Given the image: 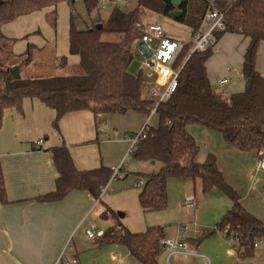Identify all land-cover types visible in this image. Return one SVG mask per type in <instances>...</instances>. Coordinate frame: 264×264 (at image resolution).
Here are the masks:
<instances>
[{"label":"trees","instance_id":"obj_1","mask_svg":"<svg viewBox=\"0 0 264 264\" xmlns=\"http://www.w3.org/2000/svg\"><path fill=\"white\" fill-rule=\"evenodd\" d=\"M76 0H0V129L4 112L23 113L25 100H37L54 112L51 127L59 132L60 119L74 112L90 111L94 116L132 111L149 116L155 101L142 96L143 75L129 72L133 62L132 48L139 42L142 11L161 14L179 9L181 16L175 21L185 23L197 31L205 10L203 0L190 9V0H182L180 7H173L169 0H137L135 9L125 12L118 6L112 8L101 30H77L70 19L68 52L78 57L80 73L64 77L13 80L7 61L15 39L2 33V26L46 8ZM86 12L98 9L95 0H82ZM222 6V5H221ZM225 30L222 34H238L249 39L243 54L242 77L250 88L225 97L211 88L205 63L212 55L210 49L190 53L186 43L173 68L178 71L176 88L170 97L155 109L158 117L156 128H148L146 139L140 142L132 158L139 163L154 161L161 166L157 172L145 175L138 194L143 212H159L167 207V180L171 178L199 179L203 193L215 189L227 197L231 208L219 220L216 230L227 229L238 238L237 251L253 249V243L264 238V222L249 215L241 206L237 192L229 186L219 172L214 155L208 154L202 164L195 159L199 153L194 138L186 131L189 124H198L221 135L223 140L240 152H260L264 149V76L256 68L259 46L264 43V0H236L224 14ZM103 34H117L118 43L101 40ZM218 40V36H217ZM32 46H27L26 58L19 69L30 62ZM55 171L52 192L36 199L39 203H54L73 192H85L94 201L112 178V169L100 167L79 171L64 144L50 148ZM186 160L187 164L182 165ZM4 196L0 177V199ZM101 199L98 201V203ZM165 237L164 228L152 226L141 233H131L117 223L103 230L96 239L98 246L118 244L140 264H159L160 241Z\"/></svg>","mask_w":264,"mask_h":264},{"label":"crops","instance_id":"obj_2","mask_svg":"<svg viewBox=\"0 0 264 264\" xmlns=\"http://www.w3.org/2000/svg\"><path fill=\"white\" fill-rule=\"evenodd\" d=\"M8 24L3 25L1 30L5 37L15 39L11 46L14 49L17 39L24 34H14L12 28L17 25ZM68 29L69 23L66 30L59 31L60 35L58 31L56 34L49 31V41L54 39L53 47L57 54L62 55V64L68 61L77 64L78 57L68 52ZM217 36L215 52L205 63L211 88L225 97L242 93L247 82L242 77L241 65L249 39L230 33H217ZM34 42L29 44L32 46L31 53L33 50L38 52L43 47V42ZM136 46L140 49V42ZM141 62L142 60L138 65V72L142 73L145 81L143 90L144 85L150 86L154 83V76L147 77L148 74L142 71ZM226 68H230V72H227ZM256 68L264 76V43L258 49ZM131 70L129 72L133 74L138 73L134 72L135 69ZM224 78L229 80L228 84L219 86L217 81ZM53 118L54 112L37 100H25L21 114L11 110L4 112L0 129V177L4 187V196L0 199V264H62L59 257L67 245L65 254L68 258L75 259L77 264H140L123 246H98L96 239L86 237L85 231L90 227L97 230L95 224L88 219L98 205L87 193L73 192L54 203H39L36 199L54 189L55 171L48 152L50 148L64 144L79 171L100 167L113 169L121 162L130 167V164L127 166L124 161L129 148V138L136 134L145 122L148 128H156L157 115L154 113L144 116L129 111L125 115L94 116L90 111H79L60 119L58 133L51 127ZM99 129H102V132ZM37 140H43L41 149L32 147V143ZM222 142V151L229 164L226 175L232 184L227 182V176L220 170L217 155L214 153L212 155L216 158L219 172L225 182L237 192L243 209L264 222V207H258L261 203L257 190L259 183H256L254 188L251 186L252 179L256 177L259 178L261 186L264 185V168L254 173L257 162H264V149L260 151L262 154L256 152L255 155L242 156V152L237 150L238 154L231 153L232 147L223 138ZM205 148L208 149V146ZM141 164L143 173L155 172L148 168L152 166L150 163ZM135 167L136 165L133 168ZM213 191L217 190L203 193L201 189L204 196L212 194ZM195 194L197 195L196 192H184L177 200V208L185 215L183 223L195 221L198 235L191 230L177 234L174 228H164V235L184 239L197 256L173 257L170 264H207L205 259L210 257L209 264H264L263 249H252L251 252L230 251L215 229L221 217L230 210L231 204L223 203L225 208L221 212H218L219 208L217 211H209L210 214L213 212L215 220L199 222L198 214L202 211L199 203H206L207 200L209 202L210 199L207 196L196 197ZM190 195L197 200L196 211L181 206L184 198ZM168 198L167 191V202ZM135 199L137 200V197ZM158 263L166 264V255L163 252L158 257Z\"/></svg>","mask_w":264,"mask_h":264},{"label":"rangeland","instance_id":"obj_3","mask_svg":"<svg viewBox=\"0 0 264 264\" xmlns=\"http://www.w3.org/2000/svg\"><path fill=\"white\" fill-rule=\"evenodd\" d=\"M117 6L121 10L128 12L136 8L137 0H123ZM198 6L199 3L197 1L190 0L191 10L197 8ZM114 7L116 6H106L104 9H96L91 13H87L82 0H76L73 3H62L56 7L46 8L17 18L8 25L15 23L14 25L17 26L12 28L14 34L24 35L17 39L14 49L11 47L10 51L12 53V57L9 58L6 66L9 70L13 67L19 68L18 65L27 56V46L31 42L35 41V44L43 42V47L38 52H34L33 50L30 62L25 65L23 64L20 67L19 75L21 78L38 79L79 74L80 69L78 62L77 64H73L71 61H68L65 64L61 63L62 55L56 53L55 48L53 47L54 39L49 41V31L53 34H56L58 31V34L60 35L59 31L67 29L70 19H72L75 28L79 31L95 28L97 25H101V23L107 20L112 8ZM142 21L146 24L149 22L159 24L163 31L173 39L184 43L191 42L192 29L185 23L175 21L174 19L161 14L146 11H142ZM101 40L109 43H118L120 41V36L117 34H103L101 36ZM132 52L133 62L131 63L129 70L135 69L134 72L136 73L139 70L138 65L143 59V55L136 44L133 46ZM131 71L133 72V70ZM142 96L144 99L156 102V98H153L148 93L147 85H144L143 87ZM186 131L194 138L197 146L199 147V153L195 162L197 164H202L208 154L215 153L218 158L220 170L225 176H227L226 172L229 170V164L222 151L224 144L220 134L208 130L198 124L187 125ZM218 145L222 146L219 147ZM205 146H208V149H206ZM230 149H232L231 153H239L236 152V150H233V148ZM241 154L242 156L255 155L256 152H242ZM126 157L124 159L125 164L127 166L130 164V167L123 166L122 176L120 178H111L104 189L101 201L98 203L95 211L89 216L88 220L95 224L94 226L97 227V230L113 227L117 223L128 229L131 233H141L144 232L146 228L152 226L173 229L177 224L185 222V220H183L185 216L184 213L177 208V200L184 192H186V194L196 192L200 198L206 196L209 197V202L207 200L206 203H203L202 201L199 203L202 209V211L198 214L199 222H211L215 220L213 219V212L210 214L209 211H217L219 208L218 212H221L225 208L223 203L230 205L229 200L217 191H213L212 194L204 196L201 192V184L198 178L194 181L171 178L167 180V191L169 195L167 207L159 212H143L138 203V194L142 189V186L135 187V183L138 180H141L144 183L146 179L145 175H147V173H143V168H141L142 164L137 163L132 158V155H127ZM186 164L187 161L183 160L182 165ZM134 165H136L135 168H133ZM160 166L161 165L159 163H154V165L149 166L148 168L157 172ZM239 171L242 172L240 169ZM227 180V182L232 184V181L228 179V176ZM254 182L257 184L259 183L257 190L260 193V197L258 198L261 203L258 207L262 208L264 207V185L261 186V182L258 177L254 179ZM135 197H137V200ZM67 247L68 245L65 249H67Z\"/></svg>","mask_w":264,"mask_h":264},{"label":"built area","instance_id":"obj_4","mask_svg":"<svg viewBox=\"0 0 264 264\" xmlns=\"http://www.w3.org/2000/svg\"><path fill=\"white\" fill-rule=\"evenodd\" d=\"M98 9H104L106 6H117L123 0H95ZM205 3V10L202 16L201 23L197 31L191 36V49L192 52H203L206 49H210L215 52V46L217 44V33H223L225 30L224 14L226 10L236 0H203ZM222 5V6H221ZM140 42V51L143 55L141 62L142 71H145L147 77L154 76V83L148 86V93L156 98L155 107L151 110L150 115L155 113L156 106L167 100L176 88L178 71L173 68L176 58L183 50L186 43L169 37L157 23H142ZM227 72H230V68H226ZM143 79V83H144ZM229 80L227 78L219 79L217 84L219 86L227 85ZM102 132V129H99ZM148 133L147 122H145L139 131L129 138V148L127 155H132L137 149L141 141L146 139ZM43 146V140H37L32 143L34 149H41ZM262 154V152H260ZM124 163L121 162L117 167L112 169V179H117L122 176V168ZM264 168V162L259 160L256 164L254 173ZM143 182L138 180L136 187H141ZM256 183L252 179L251 186L254 188ZM104 188L100 191L99 198L101 199L104 192ZM182 207L196 211L198 208L197 200L193 195L186 196L181 204ZM193 231L195 235H198L197 224L195 221L188 223H180L174 227V231L177 234H183L187 231ZM222 239L229 246V250L237 251L238 238L235 235L228 234L227 229L218 231ZM85 235L89 239H98L103 235V231H99L90 227L85 231ZM161 252L166 255V264H170L173 257H188L197 256L191 251L190 245L184 239L172 236L164 237L160 241ZM253 249L264 250V238L259 239L253 243ZM66 250V249H65ZM65 250L59 257V262L62 264H77L75 259H70L65 254ZM209 264V259H205Z\"/></svg>","mask_w":264,"mask_h":264},{"label":"water","instance_id":"obj_5","mask_svg":"<svg viewBox=\"0 0 264 264\" xmlns=\"http://www.w3.org/2000/svg\"><path fill=\"white\" fill-rule=\"evenodd\" d=\"M169 1L173 5V7H176V8L180 7L181 2H182V0H169ZM180 16H181V11L179 9H176V10L170 12L169 15H168V17H170L171 19H174V20L177 19V18H179ZM101 28H102L101 25H97L95 27V29L97 31L101 30ZM9 72H10V76H11V78L13 80L20 79L19 68L18 67L11 68L9 70ZM249 88H250V85H249V83H247L246 89H249ZM154 163H155L154 161L150 162L151 165H154Z\"/></svg>","mask_w":264,"mask_h":264}]
</instances>
